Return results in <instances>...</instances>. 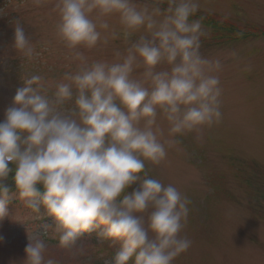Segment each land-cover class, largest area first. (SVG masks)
<instances>
[{"label":"clouds","instance_id":"1","mask_svg":"<svg viewBox=\"0 0 264 264\" xmlns=\"http://www.w3.org/2000/svg\"><path fill=\"white\" fill-rule=\"evenodd\" d=\"M168 4L163 12L159 7L150 12L132 0H58L57 30L69 49H91L101 40L90 18L94 10L103 16L117 13L127 29L146 27L151 37H141L117 63L88 66L75 51L82 66L56 85L53 98L41 76L23 81L0 120V220L8 215L6 203L12 198L36 214L43 208L54 218L59 245L68 249L85 233L102 228L100 237L120 243L106 264H172L190 248L191 241L181 232L191 201L174 185L149 177L145 161L159 164L167 156L165 143H179L161 142L158 109L173 136L220 122L222 88L215 73L223 66L220 59L200 53L206 35L203 18L190 20L199 9L198 0ZM99 27L109 25L101 21ZM14 41L17 52L33 55L19 22ZM138 58L148 87L132 78ZM162 62L170 70L157 71ZM73 88L75 108L66 112L61 105L73 99ZM48 228L44 226L43 234ZM46 248L42 235H34L25 248V264H58L45 258Z\"/></svg>","mask_w":264,"mask_h":264},{"label":"rangeland","instance_id":"2","mask_svg":"<svg viewBox=\"0 0 264 264\" xmlns=\"http://www.w3.org/2000/svg\"><path fill=\"white\" fill-rule=\"evenodd\" d=\"M57 2L43 0L37 5L34 0H0V120L16 90L33 75L42 77L46 94L53 98L56 85L67 82L66 74H75L82 66L74 57L75 51L82 53L88 66L117 63L141 37H151L146 27L127 29L117 13L103 16L94 10L90 18L97 23L101 40L91 49H69L58 34ZM132 3L138 9L146 6L150 12L155 7L163 12L162 7L169 6L168 0ZM198 3L199 11L217 15L252 34L241 42L214 46L208 39L212 29L202 25L206 35L201 38V55L220 59L223 66L215 73L222 88V119L199 132L173 136L170 123L158 109L161 142L172 139L179 143L171 147L165 143L166 158L159 164L145 161V170L164 185H174L191 201L181 232L191 246L172 264H264V0ZM101 21L109 28H100ZM17 22L32 42L31 57L14 48ZM145 70L138 58L132 78L148 87ZM156 70H170V66L162 62ZM73 93V99L61 105L66 112L75 108V88ZM6 208L8 215L0 220V264H25V248L36 234H41L47 244L45 258H53L58 264H106L120 248L118 241L99 236L102 228L82 235L72 249L61 247L54 218L43 208L41 214L33 213L19 198L10 199ZM45 225L49 228L43 234Z\"/></svg>","mask_w":264,"mask_h":264},{"label":"trees","instance_id":"3","mask_svg":"<svg viewBox=\"0 0 264 264\" xmlns=\"http://www.w3.org/2000/svg\"><path fill=\"white\" fill-rule=\"evenodd\" d=\"M168 7L169 6L162 7V9L166 10ZM201 17L203 18L202 25L212 29L211 32L213 34H210L208 38L209 40H212L210 44H213L214 46H223L227 42L244 41V37L237 35L238 33H242L243 28L229 25L226 19H223L217 15H213L205 11H197L194 16L190 17V20L200 19ZM13 191H15V189H13Z\"/></svg>","mask_w":264,"mask_h":264}]
</instances>
